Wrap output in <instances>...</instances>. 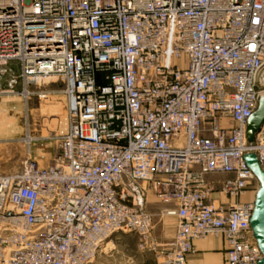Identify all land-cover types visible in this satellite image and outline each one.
Returning <instances> with one entry per match:
<instances>
[{"label": "built area", "instance_id": "1", "mask_svg": "<svg viewBox=\"0 0 264 264\" xmlns=\"http://www.w3.org/2000/svg\"><path fill=\"white\" fill-rule=\"evenodd\" d=\"M56 93L63 125L27 136L55 142V162L0 174V264H93L118 232L149 238L150 193L177 218L158 264H186L210 236L225 239L224 264L259 262L245 154L264 169V122L247 135L264 0H0V96Z\"/></svg>", "mask_w": 264, "mask_h": 264}, {"label": "rangeland", "instance_id": "2", "mask_svg": "<svg viewBox=\"0 0 264 264\" xmlns=\"http://www.w3.org/2000/svg\"><path fill=\"white\" fill-rule=\"evenodd\" d=\"M18 72L19 64L12 63ZM59 88L48 84L46 88ZM66 97L61 93L39 100L35 97L26 105L15 96H0V174L17 173L27 158L36 159L40 166L53 164L58 154L55 142L40 140L28 144L27 136L39 138L55 133L66 117ZM221 179V178H219ZM167 204L154 194L148 197L153 228L149 238L134 232H118L108 238L93 264H158L160 249L172 241L177 218L164 214Z\"/></svg>", "mask_w": 264, "mask_h": 264}, {"label": "water", "instance_id": "3", "mask_svg": "<svg viewBox=\"0 0 264 264\" xmlns=\"http://www.w3.org/2000/svg\"><path fill=\"white\" fill-rule=\"evenodd\" d=\"M264 122V94L259 101L258 109L248 120V141L252 144L255 136ZM245 160L248 166L253 170L259 181V188L255 194V208L251 217V226L254 238L263 254L257 264H264V169L261 167L256 153L245 154Z\"/></svg>", "mask_w": 264, "mask_h": 264}, {"label": "crops", "instance_id": "4", "mask_svg": "<svg viewBox=\"0 0 264 264\" xmlns=\"http://www.w3.org/2000/svg\"><path fill=\"white\" fill-rule=\"evenodd\" d=\"M229 176L230 174H218L211 175L209 178L224 179ZM248 197L249 194L245 193L241 200H245ZM194 244L196 251L188 256L186 264H224L226 242L223 236H210L205 240H195Z\"/></svg>", "mask_w": 264, "mask_h": 264}]
</instances>
